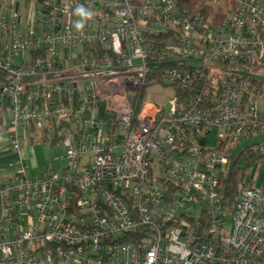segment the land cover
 <instances>
[{
  "label": "built area",
  "instance_id": "obj_1",
  "mask_svg": "<svg viewBox=\"0 0 264 264\" xmlns=\"http://www.w3.org/2000/svg\"><path fill=\"white\" fill-rule=\"evenodd\" d=\"M258 70L264 0L216 22L176 0H0L10 149L65 148L61 170L20 158L0 182V264H264V168L233 212L222 190L264 134Z\"/></svg>",
  "mask_w": 264,
  "mask_h": 264
},
{
  "label": "rangeland",
  "instance_id": "obj_2",
  "mask_svg": "<svg viewBox=\"0 0 264 264\" xmlns=\"http://www.w3.org/2000/svg\"><path fill=\"white\" fill-rule=\"evenodd\" d=\"M230 1L231 0H210V6L215 10H213L212 13L206 14L207 17L213 18L215 22L218 21L220 17H222L227 11ZM220 6H223L224 8L222 12L218 13L217 11ZM257 73L259 74V75L257 74V76H261L262 74H264V71L258 70ZM155 91L158 93L157 89ZM163 95L164 97H168L171 95V91L165 90ZM260 104H262V106L264 107V98L261 100ZM0 118L3 119L0 128L3 130V132H8L6 129H8V124L11 120V110L4 102L0 104ZM21 135H22V141H21L22 149L19 154L20 157H22L21 159L24 161V163L29 167V171H28L29 175H41L45 170L48 169L60 170L65 165V159L62 158V156L65 155V148L62 144L58 143L53 145L49 142H44L36 137H34L32 141V139H30L25 132H21ZM261 143H264L263 133H259L253 137L247 138L245 140H241L239 145L236 147L235 152L233 153L232 163L236 161L238 155L246 147ZM4 145L7 147L8 145H10V136L4 142ZM13 156H17V154L16 155L9 154L7 156H3L2 158H0V160L1 161L3 160L5 163H9L6 161H9L8 158ZM15 160L16 159H14L13 161ZM12 165L10 163L4 164L0 162V182H3L10 175L11 172L10 167ZM263 168H264V160L261 161L254 168V170L257 169L258 172ZM2 169H6V171H2Z\"/></svg>",
  "mask_w": 264,
  "mask_h": 264
},
{
  "label": "trees",
  "instance_id": "obj_3",
  "mask_svg": "<svg viewBox=\"0 0 264 264\" xmlns=\"http://www.w3.org/2000/svg\"><path fill=\"white\" fill-rule=\"evenodd\" d=\"M134 4H141L145 0H130ZM179 6L180 12L183 14H194L201 10H204L205 14L212 13L213 9L210 6V0H176ZM223 6H220L218 13L222 12ZM216 12V13H217ZM184 87L176 88V92L181 96L185 95ZM187 96V95H185ZM138 104L134 105L136 114H139L146 101L143 96L138 98ZM2 102H0L1 104ZM3 119L0 118V125ZM34 137H32L33 141ZM263 155L258 149L257 145L246 147L237 157L233 167H230L227 177L222 179V190L224 196V206L229 212H233L237 206L238 199L244 190H253L254 183L251 181V174L254 168L263 161Z\"/></svg>",
  "mask_w": 264,
  "mask_h": 264
},
{
  "label": "crops",
  "instance_id": "obj_4",
  "mask_svg": "<svg viewBox=\"0 0 264 264\" xmlns=\"http://www.w3.org/2000/svg\"><path fill=\"white\" fill-rule=\"evenodd\" d=\"M0 127H1V125H0ZM7 131H8V129H6ZM5 130V131H6ZM9 132H3V130L0 128V158H2L3 156H7V155H9V154H17V156H18V158H17V156H13V157H9L8 158V160L9 161H6V162H9L11 165L13 164V163H15L17 160H19L20 158H22V157H20V154L19 153H14V152H12V150L10 149V145H8V147L7 146H5L4 145V142L9 138ZM22 149V148H21ZM25 150V149H24ZM14 159H16L15 161H13ZM13 161V162H12ZM0 162L1 163H4V164H9V163H5L3 160L1 161L0 160ZM12 162V163H11ZM64 167V166H63ZM62 167V168H63ZM2 168H5V167H2ZM11 168V167H10ZM61 168V169H62ZM60 169V170H61ZM11 170V169H10ZM2 171H6V169H2Z\"/></svg>",
  "mask_w": 264,
  "mask_h": 264
},
{
  "label": "clouds",
  "instance_id": "obj_5",
  "mask_svg": "<svg viewBox=\"0 0 264 264\" xmlns=\"http://www.w3.org/2000/svg\"><path fill=\"white\" fill-rule=\"evenodd\" d=\"M77 14L81 15V16H90L91 13L87 12L84 8L80 7L77 9ZM78 27H83L82 24H78Z\"/></svg>",
  "mask_w": 264,
  "mask_h": 264
}]
</instances>
